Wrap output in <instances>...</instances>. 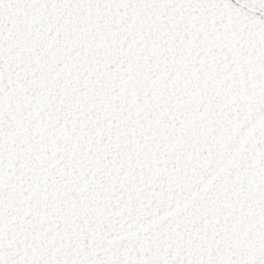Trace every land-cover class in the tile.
I'll list each match as a JSON object with an SVG mask.
<instances>
[{
    "label": "snow or ice",
    "instance_id": "6c2138e0",
    "mask_svg": "<svg viewBox=\"0 0 264 264\" xmlns=\"http://www.w3.org/2000/svg\"><path fill=\"white\" fill-rule=\"evenodd\" d=\"M0 264H264V0H0Z\"/></svg>",
    "mask_w": 264,
    "mask_h": 264
}]
</instances>
